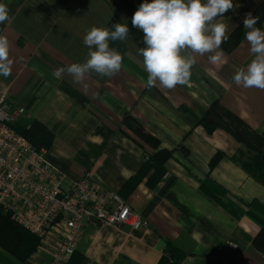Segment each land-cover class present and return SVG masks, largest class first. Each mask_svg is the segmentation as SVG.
Here are the masks:
<instances>
[{
	"label": "crops",
	"instance_id": "obj_1",
	"mask_svg": "<svg viewBox=\"0 0 264 264\" xmlns=\"http://www.w3.org/2000/svg\"><path fill=\"white\" fill-rule=\"evenodd\" d=\"M143 2L0 0L10 8L0 34L8 37L14 59L11 76H0V96L11 104L14 122L29 127L36 120L53 133L49 158L68 183L89 171L149 221L139 230L87 224L73 257L55 264H159L167 241L186 253L181 264H264L254 243L261 229L256 218L264 219V184L231 159L242 143L220 127L208 133L201 120L217 102L264 133V91L237 88L232 81L254 58L243 21L251 13L264 30V0L234 3L238 7L223 16L229 39L218 49L220 59L212 63L209 54L196 55L189 82L175 89H146L138 55L145 45L129 37L123 68L114 77L91 73L77 84L70 75L52 74L85 61L89 49L83 37L91 27L109 28L112 20L132 26ZM126 114L160 146L127 127ZM159 149L172 152L164 164L159 157L164 174L149 160ZM219 151L225 157L210 168ZM32 248L22 252V260L0 244V264L52 260L53 241Z\"/></svg>",
	"mask_w": 264,
	"mask_h": 264
},
{
	"label": "clouds",
	"instance_id": "obj_2",
	"mask_svg": "<svg viewBox=\"0 0 264 264\" xmlns=\"http://www.w3.org/2000/svg\"><path fill=\"white\" fill-rule=\"evenodd\" d=\"M238 5L233 0H144L132 16V27L143 34L145 47L138 49L147 73L145 87L167 90L186 85L196 65V55H208L210 62L220 59L218 49L229 39L228 25L223 16ZM11 19L10 8L0 3V24ZM259 17L247 13L243 26L249 53L253 59L232 76L237 88L264 91V30L257 27ZM130 33L127 23H115L112 29L91 27L83 37L89 49L82 63L60 67L52 73L57 79L70 75L73 82L83 84L86 76L95 73L114 77L123 68V56L110 42L125 41ZM11 43L0 34V76L12 74L14 59ZM87 88V85H84Z\"/></svg>",
	"mask_w": 264,
	"mask_h": 264
},
{
	"label": "built area",
	"instance_id": "obj_3",
	"mask_svg": "<svg viewBox=\"0 0 264 264\" xmlns=\"http://www.w3.org/2000/svg\"><path fill=\"white\" fill-rule=\"evenodd\" d=\"M237 2L233 0V4ZM15 119L7 97L1 95L0 208L41 243L54 242L52 260L43 264L68 261L87 224L131 230L149 226L146 218L106 189L91 172L68 183L63 171L51 162L46 147H36L12 128Z\"/></svg>",
	"mask_w": 264,
	"mask_h": 264
},
{
	"label": "trees",
	"instance_id": "obj_4",
	"mask_svg": "<svg viewBox=\"0 0 264 264\" xmlns=\"http://www.w3.org/2000/svg\"><path fill=\"white\" fill-rule=\"evenodd\" d=\"M115 23L120 22L117 20L113 22L112 20L109 29H112V25ZM128 26L130 29L128 37L137 38L140 46H143L142 32L130 25ZM134 34L138 37H134ZM110 47H115L121 54H123L128 47V38L123 42H110ZM201 120L208 133H212L218 127L223 128L241 142L243 147L246 146L248 148L249 151L246 152L242 147L231 157V159L239 164L250 176L264 184V133L254 131L243 119L230 110L223 108L217 102L205 111ZM123 122L127 127L132 128L136 134L155 148L160 146V141L146 133L144 128L132 115L126 114ZM10 125L18 133L28 138L36 147L49 148L53 142V133H51L50 130L39 121L34 120L29 127L18 125L17 122H13ZM170 156H172L171 151L159 149L149 158V160L152 161V166L156 167L159 173L164 174V166L159 164V157L163 158L164 164L166 160L165 157ZM223 157H225V154L219 151L212 158L210 168H214ZM245 157L247 158L245 159ZM256 220L260 224L261 230L256 236L254 243L256 248L264 254V219L256 218ZM0 244L8 248L11 252L17 254L22 260H25L22 252L33 247L30 250L32 251L36 245L41 244V239L19 226L11 219L8 213H5L0 208ZM185 257L186 253L179 246L173 242L167 241L164 255L159 264H181Z\"/></svg>",
	"mask_w": 264,
	"mask_h": 264
},
{
	"label": "rangeland",
	"instance_id": "obj_5",
	"mask_svg": "<svg viewBox=\"0 0 264 264\" xmlns=\"http://www.w3.org/2000/svg\"><path fill=\"white\" fill-rule=\"evenodd\" d=\"M18 125H21V126H23L20 122H18ZM48 149V148H47ZM243 149L246 151V152H248L249 150H248V148L246 147V146H244L243 147ZM247 157H245V159H246ZM261 230V229H260ZM260 232V231H259ZM261 252V251H260ZM262 253V252H261Z\"/></svg>",
	"mask_w": 264,
	"mask_h": 264
}]
</instances>
